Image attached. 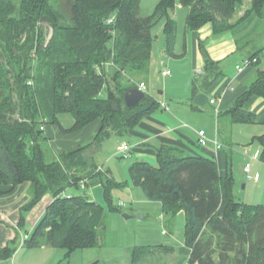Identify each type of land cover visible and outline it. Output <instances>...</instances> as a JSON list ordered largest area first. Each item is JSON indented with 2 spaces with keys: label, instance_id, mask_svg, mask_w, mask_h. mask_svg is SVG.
<instances>
[{
  "label": "trees",
  "instance_id": "trees-1",
  "mask_svg": "<svg viewBox=\"0 0 264 264\" xmlns=\"http://www.w3.org/2000/svg\"><path fill=\"white\" fill-rule=\"evenodd\" d=\"M242 3L181 1L189 9V31L212 24L215 34L232 31L244 20L231 22ZM253 5L262 17L264 0H253ZM175 8L176 0H160L151 15L142 16L141 0H62L59 5L52 0H0V185H30L20 230L45 196L54 198L25 235L28 248L52 247L70 254L106 246V211L86 189L103 186L112 203L111 191L119 185L102 171L96 155L112 139H128L132 129L161 108L147 93L128 107L125 94L147 81L152 30L162 21L168 53L175 56ZM245 39L244 32L238 33V52L246 47L241 44ZM263 58V46L248 51L245 70H250L251 81L220 120L255 122L246 106L253 97L264 99ZM224 74L221 62L207 60L204 87ZM66 114L74 121L70 127L60 120ZM97 121L100 129L91 142L61 154L45 134L48 125L71 134ZM259 143L264 163V135ZM133 171L145 197L159 203L167 218L184 213L188 264H264V205L246 204L237 196L231 170L223 177L215 160L162 146L156 164L137 159ZM71 189L83 191L70 194ZM20 243L21 237L2 254L11 257ZM151 250L133 248V264Z\"/></svg>",
  "mask_w": 264,
  "mask_h": 264
},
{
  "label": "crops",
  "instance_id": "crops-1",
  "mask_svg": "<svg viewBox=\"0 0 264 264\" xmlns=\"http://www.w3.org/2000/svg\"><path fill=\"white\" fill-rule=\"evenodd\" d=\"M188 15L185 32L183 35L177 33L174 47L175 56L169 55L167 43L165 56L168 59L166 60V57L163 54L161 55V64L163 63V65L167 66L163 68L169 69L172 73L170 77H163L162 69H159L163 79L171 78L170 100L159 99L151 94L150 81H153L154 72L157 67H153V65L150 75L147 81H145V92L154 98L161 105V108L151 116L145 118L136 129H132L128 139L123 141L116 140L114 151L108 152L105 146L96 155V160L97 156H100L97 162L100 164L102 171L108 174L119 185L120 189L132 187V194L140 198V203L143 202L146 205L139 208L146 217L154 216V212L158 213L160 217L163 227L162 235L166 237L165 242L159 241L161 238L157 236L154 238V241L146 240L141 245L131 246L129 248V264H133L132 249L135 247H151L153 249L137 264H163V261H167L166 264H170V257H174L175 259V263L171 262V264H188L190 256V251L185 245V237L182 243L175 238V232H177L180 225L183 226L185 234L184 213H181L174 219H169L161 211L159 203L151 202L145 197L133 171V164L137 159L156 164L158 153L162 146L178 147L194 156L215 160L220 175L223 177L231 170L235 177L236 188L238 189L237 183L239 181L233 171L234 144L231 139L232 137H221L219 116L230 110L236 99L248 88V84L252 78V75L249 74L250 70H244L242 73H239L238 70L248 59L249 50L247 51L246 47L238 52L236 42L238 33L241 30L236 28L232 31L215 34L212 24H207L198 31H189L187 28ZM210 59L215 62H221L225 74L219 77L210 87L206 88L204 87L206 63ZM260 67L264 69L261 65ZM160 68H162L161 65ZM195 87L197 88L196 90ZM182 88L186 91L185 96L177 94L180 93ZM159 93L160 95L164 94L163 91ZM213 99L216 100L215 103H212ZM165 103L168 104V108L164 107ZM246 107L256 116L255 122L250 124H234L258 126L260 130L263 129L262 131L251 132L247 130V133L249 132L247 139L251 141L250 143L253 145L257 142L260 147L259 139L264 135V99L253 97ZM60 120L64 126H70L68 119ZM226 120L232 124L228 119ZM99 129V121L71 134H63L57 126L48 125L46 126L45 134L56 153L61 154L67 150L79 149L91 142ZM200 131H204L209 140L208 144L204 147L199 144ZM123 144H128L131 150L126 153L120 152L119 147ZM243 154L246 159L241 168V174L245 177L244 168L250 162L251 174L254 180L249 182L256 183L260 180V175L256 168L255 175L253 174L254 163L262 162L261 154H259V151H256L253 156H249L248 150H245ZM115 157L119 158V160L122 158L128 159L129 165H123L122 162L119 164L124 166L126 171H128L129 180L120 179L122 176L119 169L116 168L115 164L117 162L114 160ZM105 160L107 162L109 160L112 161L113 167L110 165L105 169L103 167V161ZM237 176L240 180L239 173H237ZM29 186V183L15 188L8 185H0V264H62L63 260L70 255L69 252L63 256L52 247L30 249L24 245L23 237L27 232L31 233L35 229L47 208L54 201L51 195L45 196L28 215L25 229L20 230V210L29 200ZM244 188H246L245 185ZM89 195L92 196L91 194ZM20 237L21 243L16 247V251L11 257L7 258L6 255L2 254L3 250L16 243ZM162 247L167 250H162ZM105 248L76 250L74 253L84 251L81 252L83 254L80 257L87 264H91L96 260H99L97 263H100L103 258L99 257L94 251L104 250ZM62 256L64 257L63 260ZM113 256L118 257L119 255Z\"/></svg>",
  "mask_w": 264,
  "mask_h": 264
},
{
  "label": "rangeland",
  "instance_id": "rangeland-1",
  "mask_svg": "<svg viewBox=\"0 0 264 264\" xmlns=\"http://www.w3.org/2000/svg\"><path fill=\"white\" fill-rule=\"evenodd\" d=\"M62 0H52L53 4L59 5ZM160 0H141V15L149 16L151 15L158 2ZM182 0H176V8L172 12V18L176 22L177 33L183 35L186 30V18L189 13L187 8L181 6ZM257 10L254 9L253 0H243L242 6L236 11L235 15L232 17L231 22L240 21L241 17L244 19L236 27V29L244 32V37L246 39L242 41L243 47L248 50H259L262 46L264 47V7L261 10V16L257 15ZM220 19V17H218ZM166 21H162L158 24L153 30L152 35L154 38L153 50H152V66L156 67L154 79L150 81L151 94L158 97L159 99H169L170 100V88H171V78L163 79L160 75L159 69H162L166 65L161 64V55L165 56L166 49V36L164 34V27ZM49 29V28H48ZM51 35V29H49ZM251 41H256L251 42ZM166 60L168 59L167 56ZM167 64V63H166ZM160 65L162 68H160ZM244 65L240 66L243 67ZM261 66L264 68V59L261 63ZM167 67V66H166ZM158 70V71H157ZM164 92L163 95H160L159 92ZM181 96L186 95V91L182 88L180 93H177ZM169 95V96H168ZM68 119L70 126L73 124V119L71 115H62L60 119ZM68 126V127H70ZM220 126V135L221 137L231 138L234 144V155H233V167L234 173L237 180L239 181L238 189L236 188L237 196L244 201L246 204L250 205H264V164L261 162L254 163L253 174L255 175V168L259 172L260 180L256 183H251L247 180L246 176L244 177L241 174V168L245 163L246 157L244 156L245 150L249 151V156H253L256 151H259V154L262 153V147H259V144H251L248 140V133L251 131H262L258 126L251 125H236L230 124L226 119L219 121ZM232 128L230 129V127ZM232 130V131H231ZM247 130L249 131L247 133ZM115 139H112L108 144H106V150L108 152L114 151L115 148ZM231 141V140H230ZM250 147V148H249ZM261 150V153H260ZM100 156H97V161ZM115 162H117L116 168L121 172V180H129V173L126 171L123 165H129L128 159H121L115 157ZM112 161H103V167L107 169L108 166H112ZM115 169V168H113ZM116 169V170H117ZM259 169V170H258ZM237 173L240 174V180L237 176ZM244 185L246 188H244ZM131 186L120 189L114 188L111 191V200L107 197L105 189L101 185L89 187L86 191L92 195L93 199L104 207L107 214L108 222V231H107V247L104 250H95L94 252L102 257V262L97 263L99 260L94 261L91 264H129V248L134 245H141L145 243L146 240H153L155 237H160L159 241L165 242V236L162 235L163 227L161 225L160 217L158 213L154 212V216L146 217L139 208L146 206L143 202L140 203V198L134 196L131 192ZM83 190L71 189L69 190L70 194H79ZM109 199V200H108ZM121 206V211L117 210V207ZM124 215L129 216L126 218ZM184 229L183 226H179L177 232H175V238L177 241L182 243L184 241ZM147 238V239H146ZM54 250V249H53ZM56 252L62 254L63 256L68 253L66 249H55ZM84 251L71 252L70 255L63 260L62 264H87L83 262L82 257H80ZM113 255H119L114 257ZM118 258V259H117ZM169 263H175L174 257H170ZM167 261H163V264H166Z\"/></svg>",
  "mask_w": 264,
  "mask_h": 264
},
{
  "label": "built area",
  "instance_id": "built-area-1",
  "mask_svg": "<svg viewBox=\"0 0 264 264\" xmlns=\"http://www.w3.org/2000/svg\"><path fill=\"white\" fill-rule=\"evenodd\" d=\"M250 62L249 61H246L244 66L239 68V73H242L244 72V70L249 66ZM172 75L171 71L169 69H166L164 68L163 71H162V76L163 77H170ZM139 88L143 91H146V84L145 83H141L139 85ZM216 100L213 99L212 100V103H215ZM164 107L165 108H168V104L165 103L164 104ZM199 136H200V139H199V144L201 146H206L209 142V140L207 139L206 137V133L204 131H200L199 132ZM131 150V147L128 145V144H123L122 146L119 147V151L122 152V153H126V152H129ZM244 172H245V176L247 178L248 181H251V180H254V177L252 176L251 174V163H247L245 168H244ZM29 236H24L23 237V242H25L26 239H28Z\"/></svg>",
  "mask_w": 264,
  "mask_h": 264
},
{
  "label": "water",
  "instance_id": "water-1",
  "mask_svg": "<svg viewBox=\"0 0 264 264\" xmlns=\"http://www.w3.org/2000/svg\"><path fill=\"white\" fill-rule=\"evenodd\" d=\"M146 96V92L141 90L140 88H133L126 92L125 94V102L128 107H133L137 105L141 100H143ZM126 218L129 216L124 215Z\"/></svg>",
  "mask_w": 264,
  "mask_h": 264
}]
</instances>
